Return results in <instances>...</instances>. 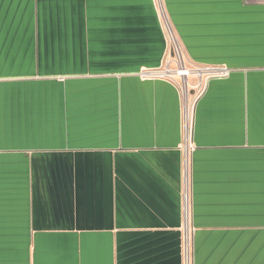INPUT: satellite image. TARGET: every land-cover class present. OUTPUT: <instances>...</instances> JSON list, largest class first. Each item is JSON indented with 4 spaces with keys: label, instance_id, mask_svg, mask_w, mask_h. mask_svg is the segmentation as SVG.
<instances>
[{
    "label": "crops",
    "instance_id": "crops-1",
    "mask_svg": "<svg viewBox=\"0 0 264 264\" xmlns=\"http://www.w3.org/2000/svg\"><path fill=\"white\" fill-rule=\"evenodd\" d=\"M0 264H264V0H0Z\"/></svg>",
    "mask_w": 264,
    "mask_h": 264
},
{
    "label": "built area",
    "instance_id": "built-area-1",
    "mask_svg": "<svg viewBox=\"0 0 264 264\" xmlns=\"http://www.w3.org/2000/svg\"><path fill=\"white\" fill-rule=\"evenodd\" d=\"M172 27V26H171ZM165 29L167 31V35H168V44H169V53L168 55H172L171 58H173L174 60H170L169 61V56L167 58V60L165 61L166 64L157 69V70H143L141 71L140 73V76L142 78H155V77H172L170 74H169V69L173 63V61H176V64H177V67H179V64L178 62H181V60L183 61V53L181 52V46L179 44V40L178 38L175 36L174 34V31H170L169 30V26L167 25V22H166V25H165ZM176 37V38H175ZM173 54H175V58L173 56ZM182 59H181V57ZM169 61V62H168ZM184 63V62H183ZM175 67V68H177ZM197 69H201V70H211V72H209L205 78V85L207 83V81L209 80V78L214 75V74H218V75H226L228 73V69L225 68V67H214V66H198V67H195ZM217 72H214L216 71ZM162 71H166L167 74H161ZM196 102H197V98L195 99V101L193 102L192 101V115H191V118L186 121L185 119V113H184V124H185V130H186V136H187V140L189 141L190 140V137H191V134H192V130H193V121H194V112H195V106H196ZM187 200H188V195H187ZM186 206H187V202L185 201V210H186Z\"/></svg>",
    "mask_w": 264,
    "mask_h": 264
},
{
    "label": "bare ground",
    "instance_id": "bare-ground-1",
    "mask_svg": "<svg viewBox=\"0 0 264 264\" xmlns=\"http://www.w3.org/2000/svg\"><path fill=\"white\" fill-rule=\"evenodd\" d=\"M167 25L169 26V30L172 32L173 29L171 27L170 22L169 23L167 22ZM182 57H181V59H182ZM170 60L171 59H169V61ZM172 60H174V59H172ZM173 63L176 64V61H173ZM178 64H179V67H177V68H174L171 65V67H170L168 72L173 78L180 79L185 84L184 88L182 87L181 89L183 91L184 98H185V106H184L185 119H186V121H188L191 118V115H192V101H191L190 96H189L190 77L194 76V74H195L196 76L199 77V82H203V77L206 78L207 74L209 72H211V70H201V69H197L196 68L195 72H192L189 68H187L184 65L182 60H181V62H178ZM216 71H214V72H216ZM161 74H167V72L166 71H162Z\"/></svg>",
    "mask_w": 264,
    "mask_h": 264
},
{
    "label": "rangeland",
    "instance_id": "rangeland-1",
    "mask_svg": "<svg viewBox=\"0 0 264 264\" xmlns=\"http://www.w3.org/2000/svg\"><path fill=\"white\" fill-rule=\"evenodd\" d=\"M174 58H175V54H173ZM166 64V62H165ZM164 64V65H165ZM172 66L175 68L177 67V64L173 63ZM187 68H189L192 72H195L196 68L194 66H190V65H186ZM205 77H203V82H199V77L196 76L194 74V76L190 77V86H189V96L191 98V101H195V99L199 96L200 92H202V90L204 89V86H205ZM174 80L176 81L177 80V83L179 84L180 86V90L181 88L185 86V84L183 83L182 80L180 79H175ZM189 80V79H188ZM181 93H182V90H181ZM191 94V95H190Z\"/></svg>",
    "mask_w": 264,
    "mask_h": 264
}]
</instances>
